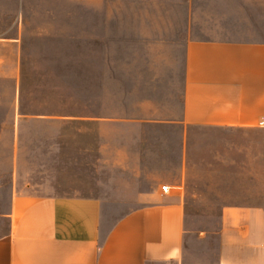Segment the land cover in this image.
I'll return each instance as SVG.
<instances>
[{"label":"rangeland","instance_id":"374dc122","mask_svg":"<svg viewBox=\"0 0 264 264\" xmlns=\"http://www.w3.org/2000/svg\"><path fill=\"white\" fill-rule=\"evenodd\" d=\"M91 3L0 0V199L93 196L111 226L180 182L187 250L215 264L223 207L264 208V133L84 118L178 119L183 104L181 46H149L130 0Z\"/></svg>","mask_w":264,"mask_h":264},{"label":"crops","instance_id":"0c3cea01","mask_svg":"<svg viewBox=\"0 0 264 264\" xmlns=\"http://www.w3.org/2000/svg\"><path fill=\"white\" fill-rule=\"evenodd\" d=\"M130 1L131 26L153 37L149 46L168 51L179 44L184 52L181 115L84 118L173 125L182 132L194 126L264 133V0ZM162 185L152 201L111 226L97 197L13 186L0 199V264H206L186 247L191 232L182 184L169 180L168 194ZM220 225L215 264H264L263 207L225 205ZM205 241L201 232L195 238Z\"/></svg>","mask_w":264,"mask_h":264},{"label":"built area","instance_id":"2783aa9c","mask_svg":"<svg viewBox=\"0 0 264 264\" xmlns=\"http://www.w3.org/2000/svg\"><path fill=\"white\" fill-rule=\"evenodd\" d=\"M161 188H162L161 191L163 194H168L171 190L170 186L167 184H163Z\"/></svg>","mask_w":264,"mask_h":264}]
</instances>
